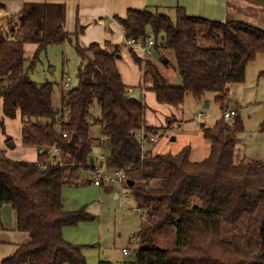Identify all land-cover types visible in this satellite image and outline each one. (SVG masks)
<instances>
[{
    "label": "trees",
    "instance_id": "1",
    "mask_svg": "<svg viewBox=\"0 0 264 264\" xmlns=\"http://www.w3.org/2000/svg\"><path fill=\"white\" fill-rule=\"evenodd\" d=\"M174 12V21L157 8L130 9L117 19L124 39L146 43L152 37V51L162 48L174 54L179 86L169 85L149 59L142 60L129 48L134 63L145 69L144 82L150 81L141 90L153 91L158 103L172 106L182 104L188 94L200 100L214 92L223 111L229 106L230 86L242 83L247 65L264 54V30L238 20L189 16L182 7ZM64 22L62 5L26 3L18 14V28L9 37L0 30L2 115L8 119L19 115L22 144L44 150L36 162L13 160L0 151V208L10 205L16 230L29 236V242L0 264H87L83 247L67 241L63 229L87 220L88 214L65 210L62 188L96 166L123 169L129 177L127 187L143 212L140 241L132 254L136 264H264V162L235 161L237 137L244 130L240 116H222L212 127L203 126L210 152L202 161L190 160L188 146L177 154L149 156L140 146L138 132L144 128L147 136H156L157 128L146 125L143 99L129 93L122 81L117 66L120 46L109 50V45L93 42L81 47L83 27L67 33ZM67 41L82 63L78 84L62 91L57 109L54 84H39L28 71L40 52ZM27 44L37 46L28 67ZM258 75L264 77V70ZM95 102L99 116L91 124L88 117ZM92 125L100 127L108 151L103 162L92 155ZM260 131L264 133V120ZM53 146L60 150L58 157L46 153ZM57 159L61 166L55 164ZM137 172L139 183L131 177ZM167 230L173 233L169 249L155 244Z\"/></svg>",
    "mask_w": 264,
    "mask_h": 264
},
{
    "label": "rangeland",
    "instance_id": "2",
    "mask_svg": "<svg viewBox=\"0 0 264 264\" xmlns=\"http://www.w3.org/2000/svg\"><path fill=\"white\" fill-rule=\"evenodd\" d=\"M164 10L160 9L159 13L168 14L174 21L175 13ZM18 25V15L12 24L3 21L0 24L3 36L9 37L11 31L16 30ZM200 44L210 46L202 41ZM118 46H120V57L117 59V66L123 76L124 84L127 87L132 86L134 97L143 99L146 124L157 128V134L154 136L155 142L148 143L145 151L152 148L149 156L177 154L188 146L191 150V161L199 162L207 158L210 143L203 138L201 124H205V127H212L216 120L222 117L223 111L232 109V107L228 106L222 111L221 105L215 101L216 93L214 92L205 93L200 100L188 94L178 106L158 103L153 91L141 90L140 86L148 87L150 81L144 82L145 69L134 63L125 39L121 38ZM36 49L35 44L25 46L27 67ZM138 57L142 60L149 59L165 76L168 84L179 86L175 85V77L179 81L180 76L176 70V62L171 50L154 49L147 58L139 55ZM38 58L34 67L28 71V77L39 84L46 82L54 84L53 105L58 109L62 91L66 93L78 84L77 69L81 66L82 60L76 53L73 43L68 41L62 45L48 47L39 53ZM262 70H264V54H258L255 60L247 65L244 81L230 86V101L235 104L244 126V130L237 137L235 161L243 158H256L264 162V133L260 131V123L264 120V77L258 75ZM229 102L226 105H229ZM90 109L92 116L90 115L88 120L92 124L99 116V107L95 102ZM198 113L203 114L201 120L196 119ZM2 118L4 117L0 110V129L2 125L6 129L5 132L0 133V145L3 150L11 151L8 140L12 139L16 144L15 152L28 148L31 151H38L36 147H25L20 141L22 121L19 115L14 119L5 118L4 123L6 124H2ZM90 134L94 144L92 155L99 161L101 155L105 157L108 155L105 148L100 149L97 145L101 138L100 127L92 125ZM138 175L140 176V172L132 174L131 177L139 183L141 180L136 179ZM89 177L90 172L81 173L77 182L66 184L62 188L65 210H84L88 214L87 220L76 226L65 227L63 229L64 238L83 247L87 264H136L132 254L139 242L135 244L132 240L133 237H137L140 241L138 232L141 230L143 218L127 187L129 177L122 184L112 182L103 186L88 183ZM115 192L119 194V197L116 198ZM15 215L10 205H3L0 209V220L4 227V230H0V262L2 258L10 256L4 255L6 250L17 243L21 235V232L16 230ZM230 233V231L226 232L227 235ZM172 241L173 233L167 230L155 239V244L169 249L173 247ZM123 249L128 251L127 255L124 254Z\"/></svg>",
    "mask_w": 264,
    "mask_h": 264
},
{
    "label": "crops",
    "instance_id": "3",
    "mask_svg": "<svg viewBox=\"0 0 264 264\" xmlns=\"http://www.w3.org/2000/svg\"><path fill=\"white\" fill-rule=\"evenodd\" d=\"M26 3L62 5L65 9V32L74 33L77 26H82L83 32L78 38V43L81 47H87L90 43L95 42L104 46L109 45L106 46L109 50H112L114 45H118L121 38L124 39L123 29L117 19L124 18L127 11L130 9L143 10L145 8H157L159 11L160 9H165L164 11L175 13V7H182L189 16L201 17L219 22L238 20L261 30L264 27V0H0V4L4 7L0 10V24L3 21H6L8 24L14 23L15 17L21 12ZM0 30L2 31L1 26ZM121 78L124 83L122 74ZM175 82V85H180L181 78L179 77L178 81L175 77ZM128 87L132 89V86ZM230 106L238 114V110L232 101L229 102V107ZM0 110L2 112V106H0ZM4 119L5 118H2V124H6L4 123ZM203 126H205V124H203ZM5 130V127L3 128L2 125L0 133L5 132ZM8 143L12 145L11 147L8 144L11 151L7 152L3 150L1 145L0 151H4L6 156L13 160L36 162L38 155L44 151L43 149H38L36 152L28 148L15 152L14 149L16 144L14 141L11 139ZM97 145L100 149H103V139H100ZM143 151L145 153L151 152L152 148H148L147 152L145 149ZM254 159L257 160L256 158ZM257 161L263 162L261 160ZM87 182L90 183L89 179H87ZM115 196L117 198L119 194L115 192ZM139 212L140 214L142 213L140 210ZM0 230H4V227L2 226ZM17 241V243H14L6 250L4 255H11L19 246L29 242V236L21 232ZM2 242L5 243V241ZM3 259L4 258H2V260Z\"/></svg>",
    "mask_w": 264,
    "mask_h": 264
},
{
    "label": "built area",
    "instance_id": "4",
    "mask_svg": "<svg viewBox=\"0 0 264 264\" xmlns=\"http://www.w3.org/2000/svg\"><path fill=\"white\" fill-rule=\"evenodd\" d=\"M125 43L127 45V47L133 49L137 54H139L140 56H148L151 54L153 45H154V40L152 37H149L146 43H143L141 40L132 38V39H125ZM67 81H69V79L67 78ZM132 89H129V93H132ZM236 115L235 110L234 109H230L227 110L225 112H223L222 116L224 118L230 119L233 118ZM203 114L199 113L196 117L197 120H201L202 119ZM63 137H66V134H63ZM138 140L140 142V146L142 148V150L145 149V146L148 143H152L155 142V138L154 136L152 137H148L145 133L144 130H141L138 133ZM46 153L50 156V155H56V157L59 156L60 154V150L58 147H50L47 149ZM105 160L104 156H100L99 162H103ZM55 164L61 166L62 164L60 163L59 159H57L55 161ZM40 166L42 167L43 165L40 164ZM127 178L126 172L121 169V170H104L102 167L100 166H96L93 170L90 171V177H89V181L90 183L94 184L95 186H101L102 183L104 184H110L112 182H117L119 184H122L124 182V180ZM143 214V212L141 213ZM133 243L137 244L139 242L137 237H133L132 240ZM124 254L127 255L128 251H126L125 249H123Z\"/></svg>",
    "mask_w": 264,
    "mask_h": 264
},
{
    "label": "water",
    "instance_id": "5",
    "mask_svg": "<svg viewBox=\"0 0 264 264\" xmlns=\"http://www.w3.org/2000/svg\"><path fill=\"white\" fill-rule=\"evenodd\" d=\"M150 73H151V75H153V72H152V71H150ZM201 126H203V124H201ZM9 146L12 147L11 143H9ZM90 164H91L92 166L94 165V159H93V158L90 159ZM132 184H133V181H128V185L132 186ZM132 257L134 258L133 255H132Z\"/></svg>",
    "mask_w": 264,
    "mask_h": 264
}]
</instances>
